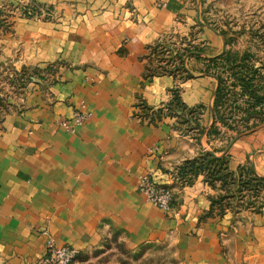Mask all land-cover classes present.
Masks as SVG:
<instances>
[{
    "label": "rangeland",
    "instance_id": "obj_1",
    "mask_svg": "<svg viewBox=\"0 0 264 264\" xmlns=\"http://www.w3.org/2000/svg\"><path fill=\"white\" fill-rule=\"evenodd\" d=\"M189 8L195 11V18L187 20L189 15L186 16V26L182 29L171 28L141 39L143 86L157 79L164 84V99L151 105L142 95L135 94L129 101L132 121L154 129L167 125L170 140L179 141L180 149L187 154L185 160L175 161L171 156L176 148L169 153L161 142L149 144L145 149V162L158 163L157 170L165 176L166 186L176 199L173 210L165 212L169 221L162 228L165 234L133 240L135 230L106 218L96 229L98 234L95 233L93 242L77 249L74 264H264V254H257L262 239L256 233L264 218H254L264 217V148L243 144L244 138L264 129V0H190ZM66 9L76 16V1L0 0V127L7 117L21 115L39 103L52 108L64 102L58 85L65 75L82 67L63 51L54 58L44 57V46H40L39 37L33 36L34 31H19L18 26L27 21L43 24L46 29L50 25L65 28L72 24L67 22ZM128 12L122 20L136 22L134 10L129 8ZM109 18L106 24L115 29L121 18ZM92 24L98 26L92 20L88 30H92ZM224 53H228L230 62H211ZM100 67H96L100 72L109 69ZM237 74L254 80V96L249 93L239 97V83L233 88L236 95L220 108L229 117L224 121L214 109L218 77L226 79L232 89ZM196 80L208 96L206 100L198 97V103L191 106L185 102L184 95ZM252 103H257L254 112L258 116H252L246 123ZM82 104L90 115L88 120L91 118L85 100L76 104L71 118L81 110ZM71 118L57 119L56 127L61 128L60 124ZM215 121L218 133L209 135ZM206 154L210 157H204ZM197 158H201L198 167L203 159L206 161L200 173L193 175L191 167L184 164ZM213 159L224 161L216 163ZM148 168L144 173H152ZM140 175L136 178L137 186ZM198 182L205 187L201 196L206 206L203 208L199 203L195 208L194 203L203 199L193 197L189 204L197 212L186 220L185 210L182 211L185 190ZM201 227L213 228L216 235L209 234L210 244L206 245L209 253L214 254H208L207 258L195 257L193 252L196 245L205 244L202 232L201 235L197 232ZM41 229L40 234L46 239V255L50 244L60 245L47 227ZM45 255L31 264H44ZM9 263L0 261V264Z\"/></svg>",
    "mask_w": 264,
    "mask_h": 264
},
{
    "label": "crops",
    "instance_id": "obj_2",
    "mask_svg": "<svg viewBox=\"0 0 264 264\" xmlns=\"http://www.w3.org/2000/svg\"><path fill=\"white\" fill-rule=\"evenodd\" d=\"M75 1L78 13L73 16L65 10L67 22L72 23L65 28L50 25L46 29L43 24L27 21L18 26L19 31H34L33 36L39 37L40 46H44V57L54 58L63 51L82 68L65 75L58 85L63 103L52 108L39 103L21 115L7 117L0 127L1 262L31 264L41 259L46 241L40 234L43 227L50 230L58 245L68 244L80 250L93 242L96 229L106 218L135 230L132 239L138 241L162 237L163 226L169 224L165 212L139 192L136 178L149 167L157 182L167 185L165 176L157 170L158 163L145 162L149 144L161 142L169 153L176 148L172 156L180 154L171 156L175 161L185 160L187 154L180 149L179 141L170 140L167 125L154 129L132 121L129 101L135 94L142 95L151 105L164 99V84L157 79L143 86L141 39L171 28L182 29L186 26L185 17L194 19L195 11L189 8L190 0ZM129 8L134 10L136 22L122 20ZM109 16L121 18L115 29L106 24ZM92 20L98 26L92 24L94 27L88 30ZM99 65L109 69L100 72L96 69ZM199 82L194 81L193 88L184 95L191 106L198 103V97L206 100L208 96L199 88ZM81 100L86 101L91 118L76 134L56 127L57 119L72 117ZM244 140L247 146L264 148V129ZM203 191L201 182L185 190L182 211L185 210L186 220L193 218L199 203L206 206ZM199 196L203 200L193 202L195 208H191L189 201ZM258 217L264 218L258 215L255 220ZM197 232H202L205 244L196 245L194 255L207 258L214 254L206 245L210 244L209 234L216 235L213 228L201 227ZM256 233L262 239L257 251L261 255L264 220Z\"/></svg>",
    "mask_w": 264,
    "mask_h": 264
},
{
    "label": "built area",
    "instance_id": "obj_3",
    "mask_svg": "<svg viewBox=\"0 0 264 264\" xmlns=\"http://www.w3.org/2000/svg\"><path fill=\"white\" fill-rule=\"evenodd\" d=\"M86 106L82 104L81 110L77 114L63 121L61 128L71 134H75L77 129L85 124L89 118ZM139 192L147 202L163 212H171L175 203V195L166 185L157 182L153 173L147 172L139 177ZM78 251L72 247L55 246L50 244L47 248L44 264H74Z\"/></svg>",
    "mask_w": 264,
    "mask_h": 264
},
{
    "label": "trees",
    "instance_id": "obj_4",
    "mask_svg": "<svg viewBox=\"0 0 264 264\" xmlns=\"http://www.w3.org/2000/svg\"><path fill=\"white\" fill-rule=\"evenodd\" d=\"M218 61H227V62H230L231 59H230V56L228 55V53H224L222 54L221 56L213 59L211 62L213 63H217ZM241 76V77H239ZM235 77H237L238 79L236 81H234V87H229L227 84V80L224 79L223 77H218V80H219V87H218V90H217V93H216V100H215V106H214V109H215V113L216 115L220 116L221 119H223L224 121L227 120L229 117H227V115H225L223 112H221V109L222 106H224L227 102H229V100L231 99L232 95H236V93H234V89L233 88H237V85L240 83V87H241V94L238 95L239 97H242L243 95H246V94H249L250 95H253L254 96V80H250V78L248 77H242V75H235ZM256 99H258L257 97H254ZM250 101H248L247 103H249ZM255 102H258L255 100ZM251 104V103H250ZM249 104V105H250ZM257 103H252V113L251 111H248V115H247V119H245L246 123L249 122V120L252 118V116H258V113L257 112H254L255 108L257 107L256 106ZM248 110V109H247ZM250 110V109H249ZM227 118V119H226ZM256 118V117H255ZM216 122H214V125L212 126L210 132H209V135H213V134H216L218 133L217 131V127H216ZM204 157L206 158H209L210 156L208 154H206ZM201 161V158H197L195 160H192V161H188L184 164V167H191V173H193V175H197L200 173L201 168L202 166L204 167V163H205V159H203L204 162H201L200 163V166L198 167L197 165L199 164V162ZM213 162H216V163H221L222 161H224L223 159L221 160H215L213 159L212 160ZM200 168V169H199ZM209 168V167H208ZM199 170V171H198ZM213 172L211 171L210 174H212ZM242 173V172H240Z\"/></svg>",
    "mask_w": 264,
    "mask_h": 264
}]
</instances>
